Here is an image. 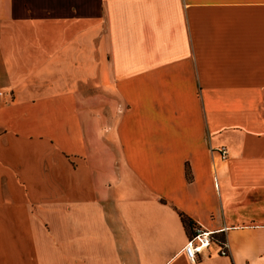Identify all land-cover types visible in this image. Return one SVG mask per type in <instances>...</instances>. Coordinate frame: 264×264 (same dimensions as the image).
Here are the masks:
<instances>
[{"label":"crops","instance_id":"crops-1","mask_svg":"<svg viewBox=\"0 0 264 264\" xmlns=\"http://www.w3.org/2000/svg\"><path fill=\"white\" fill-rule=\"evenodd\" d=\"M0 264H264V0H0Z\"/></svg>","mask_w":264,"mask_h":264},{"label":"built area","instance_id":"built-area-1","mask_svg":"<svg viewBox=\"0 0 264 264\" xmlns=\"http://www.w3.org/2000/svg\"><path fill=\"white\" fill-rule=\"evenodd\" d=\"M210 152H215L220 161L224 160L227 156V151L224 146L210 149ZM226 229V227H222L219 230L213 231L194 225L191 233L187 235L182 247L184 256L189 261H194L198 254L207 250L210 246H215L217 255L226 256L227 244L225 237L222 235ZM217 233H221V235L218 236Z\"/></svg>","mask_w":264,"mask_h":264},{"label":"trees","instance_id":"trees-1","mask_svg":"<svg viewBox=\"0 0 264 264\" xmlns=\"http://www.w3.org/2000/svg\"><path fill=\"white\" fill-rule=\"evenodd\" d=\"M180 221L186 231L188 232V235L191 233L193 226L195 225L188 217L184 216L183 214L179 213Z\"/></svg>","mask_w":264,"mask_h":264}]
</instances>
